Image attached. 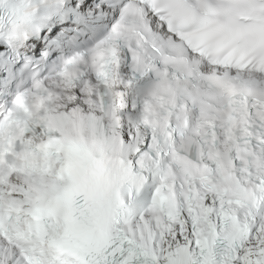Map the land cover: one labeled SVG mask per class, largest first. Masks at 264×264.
Returning <instances> with one entry per match:
<instances>
[{
  "label": "snow or ice",
  "instance_id": "6c2138e0",
  "mask_svg": "<svg viewBox=\"0 0 264 264\" xmlns=\"http://www.w3.org/2000/svg\"><path fill=\"white\" fill-rule=\"evenodd\" d=\"M0 264H264V0H0Z\"/></svg>",
  "mask_w": 264,
  "mask_h": 264
}]
</instances>
